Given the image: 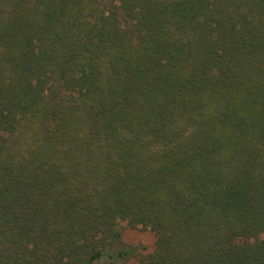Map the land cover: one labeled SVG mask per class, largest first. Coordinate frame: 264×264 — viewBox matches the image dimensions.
<instances>
[{
    "label": "trees",
    "instance_id": "obj_1",
    "mask_svg": "<svg viewBox=\"0 0 264 264\" xmlns=\"http://www.w3.org/2000/svg\"><path fill=\"white\" fill-rule=\"evenodd\" d=\"M125 225L107 264H264V0H0V264Z\"/></svg>",
    "mask_w": 264,
    "mask_h": 264
},
{
    "label": "rangeland",
    "instance_id": "obj_2",
    "mask_svg": "<svg viewBox=\"0 0 264 264\" xmlns=\"http://www.w3.org/2000/svg\"><path fill=\"white\" fill-rule=\"evenodd\" d=\"M123 236L110 246L109 253L102 257L96 264H107L111 260L117 261V254L121 249L134 248L137 253L147 254L156 245V235L150 229L141 227L133 228L125 225ZM111 254L114 257L110 256ZM123 264H143L136 255H130L122 261Z\"/></svg>",
    "mask_w": 264,
    "mask_h": 264
}]
</instances>
